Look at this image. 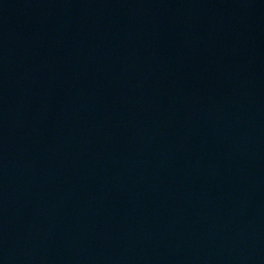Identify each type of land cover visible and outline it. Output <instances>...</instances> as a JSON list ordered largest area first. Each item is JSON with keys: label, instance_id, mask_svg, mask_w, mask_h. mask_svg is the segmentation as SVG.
<instances>
[{"label": "water", "instance_id": "water-1", "mask_svg": "<svg viewBox=\"0 0 264 264\" xmlns=\"http://www.w3.org/2000/svg\"><path fill=\"white\" fill-rule=\"evenodd\" d=\"M0 264H264V0H0Z\"/></svg>", "mask_w": 264, "mask_h": 264}]
</instances>
